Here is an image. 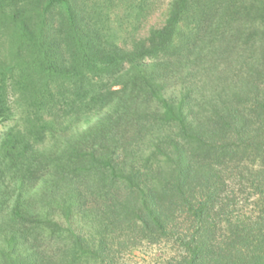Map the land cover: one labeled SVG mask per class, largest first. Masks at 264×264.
I'll use <instances>...</instances> for the list:
<instances>
[{
  "label": "trees",
  "instance_id": "16d2710c",
  "mask_svg": "<svg viewBox=\"0 0 264 264\" xmlns=\"http://www.w3.org/2000/svg\"><path fill=\"white\" fill-rule=\"evenodd\" d=\"M102 8L0 0V264H113L126 230L184 264H264L221 177L250 154L264 193V0H167L129 43Z\"/></svg>",
  "mask_w": 264,
  "mask_h": 264
},
{
  "label": "rangeland",
  "instance_id": "374dc122",
  "mask_svg": "<svg viewBox=\"0 0 264 264\" xmlns=\"http://www.w3.org/2000/svg\"><path fill=\"white\" fill-rule=\"evenodd\" d=\"M84 1L87 6L105 5V9L102 8L103 12L107 11L109 13L108 18L105 17V20L107 21L108 19L112 27L118 30L117 37L119 36L121 43H129L133 35L144 36L149 27L161 25L164 20L167 4V0ZM16 115L17 111L15 112V116ZM15 121L16 118L13 117L7 120H0V136L3 131L12 126ZM245 156L246 157L241 162V164H243L242 166L234 168L233 163H229L227 166H231L232 168L221 169V177L225 180V185L229 184V187L226 188L222 194H236V199H238V202H241V204H237L238 206L235 207L232 215H235L237 212L243 214L246 225L249 228L247 233L254 236L257 232L253 233L252 228L258 224L261 223L259 229L264 231V211L262 212L260 210V208H264V193L261 189H256L254 186H251V184H248V169L251 168L252 171L257 172L256 169L260 167L256 165L258 160L252 155L248 154ZM239 170H242V172L244 171V174L238 176L236 172ZM229 177L230 179H228ZM87 206L89 208L92 206L90 196ZM175 216V219L171 221V225L169 224L168 228L172 229L174 226V231L176 233L184 234L185 230L183 227H188L192 219L180 214ZM228 217H230L229 214ZM232 224H234V221ZM87 230L86 225L83 226V232ZM116 236L119 240V245L114 248L112 251L113 254H111L113 264H184V258L189 260V258L185 256L186 246H182L176 238L170 237L167 239H158L157 241H149L146 237L141 236L138 231L131 232L130 230H126V232H122L121 234H118L116 231ZM216 236L218 241H226L232 236V231L227 227V224H218ZM107 239L109 246H111L113 241L112 234H108ZM116 244L118 243L116 242ZM115 249H117V252ZM262 252H264V248Z\"/></svg>",
  "mask_w": 264,
  "mask_h": 264
}]
</instances>
